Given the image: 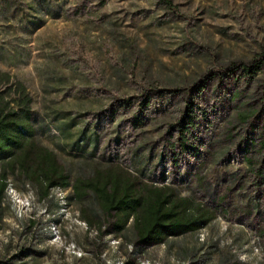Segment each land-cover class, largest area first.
Returning a JSON list of instances; mask_svg holds the SVG:
<instances>
[{"label":"rangeland","instance_id":"374dc122","mask_svg":"<svg viewBox=\"0 0 264 264\" xmlns=\"http://www.w3.org/2000/svg\"><path fill=\"white\" fill-rule=\"evenodd\" d=\"M167 2L0 0V90L15 110L30 100L72 177L93 161L164 173L213 220L144 247L131 226L85 220L71 189L48 197L9 175L0 264H264V109L234 118L261 74L225 70L264 49V0Z\"/></svg>","mask_w":264,"mask_h":264},{"label":"trees","instance_id":"16d2710c","mask_svg":"<svg viewBox=\"0 0 264 264\" xmlns=\"http://www.w3.org/2000/svg\"><path fill=\"white\" fill-rule=\"evenodd\" d=\"M238 68L250 77L261 74L256 79L259 91L254 103H249L248 111L236 112L234 117L244 123L264 109V49L249 63H235L225 70ZM251 95L254 93L250 98ZM236 98H240V93L232 94V99ZM29 104L30 100L24 98L20 108L15 110L0 90V194L5 192L9 175L21 184L40 189L48 197L54 190L71 189L66 199L81 208L85 220L92 221L88 218L90 213L93 220L100 222L99 227L109 221L112 232L117 234L131 226L137 243L144 247L197 233L213 220V211L184 195L180 188L165 182L164 173L161 184H155L143 180L119 163L93 161L86 172L72 177L58 154L37 136ZM253 143L251 139L249 144ZM183 147L188 148V145ZM245 147L249 148V145ZM259 149H264L262 140ZM247 160L253 162L252 158Z\"/></svg>","mask_w":264,"mask_h":264}]
</instances>
